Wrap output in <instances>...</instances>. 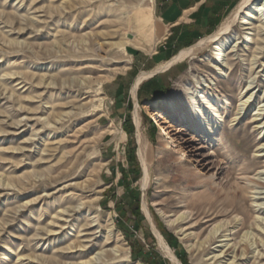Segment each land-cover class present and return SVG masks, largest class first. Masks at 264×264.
<instances>
[{"label":"rangeland","instance_id":"obj_1","mask_svg":"<svg viewBox=\"0 0 264 264\" xmlns=\"http://www.w3.org/2000/svg\"><path fill=\"white\" fill-rule=\"evenodd\" d=\"M243 1L225 8L219 23L215 18L206 25L196 20L192 45L184 46L173 41L175 32L159 18L158 0H0V264H146L132 258L125 232L158 253L161 264H178L159 238L148 244L145 236L153 228L178 261L183 251L189 264H205L219 254L216 246L226 244L202 247L226 214L231 220L258 219L259 230L247 224L229 239L240 242L252 233L251 242L260 247L245 256L243 248L230 251L217 264H253V257L264 253V209L258 211L264 200L254 199L263 198L255 193L264 189L250 184V190L241 192L235 184L244 168L256 178L264 172V158L258 157L264 131L261 135L257 129L264 122V111L258 112L264 106V50L257 54L264 48V36L235 49L238 40L229 36L220 56H215L216 45H203L146 80L142 100L138 92L133 95L137 79L156 70L149 68V58L167 48L173 60L211 37ZM143 24L150 26L147 33ZM113 43L128 46L121 50ZM154 78L168 87L157 99L149 97L148 82ZM122 79L126 82L119 86ZM213 82L217 90L209 93L204 86ZM252 82L258 86L251 92L253 106L237 116ZM198 97L214 104L215 110H205L213 114V144L197 120L190 119L187 106ZM257 113L263 114L260 121H255ZM177 116L186 121L179 124ZM130 118L132 140L127 133ZM164 127L177 141L171 150L165 145L170 137L160 136ZM176 131L195 148H206L209 175L216 172L214 183L199 182L185 168L191 154ZM130 147L136 149L140 175L122 183L123 169L131 171ZM141 149L150 172L147 187ZM133 190L140 193L141 225L129 206L122 214L118 208ZM187 212L198 223L172 224ZM191 225V239L183 240L181 226ZM163 231L178 239V251L168 245Z\"/></svg>","mask_w":264,"mask_h":264},{"label":"bare ground","instance_id":"obj_2","mask_svg":"<svg viewBox=\"0 0 264 264\" xmlns=\"http://www.w3.org/2000/svg\"><path fill=\"white\" fill-rule=\"evenodd\" d=\"M141 16H142V19H145V17H147V15L145 13H142ZM143 21L145 22V20H143ZM255 21H258L260 24L258 26H254V22ZM149 27L150 26L148 24H146V25L143 24V29H144L145 33H147V30L149 29ZM236 30H238V33H236ZM245 31H246V33H244V35L246 34V37L245 36L244 37L241 36V34H243V32H245ZM235 33H236V35H235ZM229 36H231V38H234V40H236V39L238 40L237 41V45L234 46V49L235 48H239L241 44H245V43H247L249 41L250 42H254V38L253 37H255V36H258V37L264 36V0H244L241 3V5L239 6V8L237 9V11L224 23V25L220 28V30L217 33H215L211 37H209V38L201 41L196 46L182 51L178 56H176L167 65H165L163 67H160V68H157L153 72H150V73L141 75L137 79V81L135 83V86L133 88V95H134V97H136V94H137V92L139 90V87L146 80H148L149 78H151L155 74H158L160 72L167 71L174 64H177V63H180V62L186 60L191 55H193L198 48H201L203 45H206V44H214V45H216L215 46V50L217 52H216V55L215 56H220L221 55L220 52L223 50V43L225 42V40ZM241 39L243 40L242 43L240 42ZM260 43L262 45H264V41L263 42L260 41ZM110 46H113V47L117 46L121 50H126V47L128 45L125 44V43H113ZM262 50H264V48H260L259 49V52H257V54H260L261 55L262 54ZM233 52H234V50L232 51V53ZM257 59L258 58L255 57L254 63L257 61ZM215 60L217 61L219 59H215ZM256 64H257V62H256ZM258 68H260V66ZM220 72H222V76H224L223 70L220 69ZM252 72H253V70H252ZM213 84H214V87H213ZM254 84L255 83L252 82L251 85L246 88V91L250 94V97L247 100H245V101L242 100L240 102L239 107H238L239 112L237 113V116H241L242 114H244L243 113V110H249L253 106L251 104V100H252V96L254 94L251 93V92H253L258 87V86L253 87ZM204 87H206V89H207V91L209 93H212L213 91L217 90V88H215V87H217V84H215L214 82L212 84L209 83L208 85H206ZM189 95H193V94H191V93L188 94V98H189ZM203 99H204L203 97H198L197 100L193 101L192 103L190 102L188 104L187 108L192 113V115H190V119L191 120H195V121L197 120L196 121V125L198 126V129L202 133H203L204 130H206L207 131L206 137L210 138V143L213 144L215 142V138L213 137L214 136L213 130L215 128L214 127L215 124L213 123V119H212L213 114H211V113H209V112H207L205 110H215V109H213L214 104L213 103L211 104L210 101H208L207 103H203ZM101 101H103V100H101ZM188 101H191V98L188 99ZM259 111H264V106L263 107H260L258 109V112ZM157 115L159 116V113H157ZM262 115L263 114H261V113L255 114L254 115V117H256L255 121H260L259 118ZM186 118L187 117L177 116V120H178L179 124H183L186 121L185 120ZM263 125H264V122L263 123H260L257 126V129L261 131V133H260L261 135H262V133L264 131V126ZM162 130L163 131L160 134V136H164V135H166L168 137L171 136V132H169L170 131L169 129H166L164 127ZM172 132H174V131H172ZM182 134L183 133H181V131H176V136L177 135H180V140L188 148L187 151L191 154L190 157L192 159L191 161H189V163H187L185 165V168L187 170H189L192 173V175H194L195 178L197 180H199V182H203L204 183V182H208L209 181L212 184L213 180L216 177L215 176V173L216 172L214 174H212V175H209V173L212 171V169L209 168V166H210V162H209L210 155H207L206 153L203 152L205 147L201 146L199 148H195L193 146V142L190 139H186V138L183 139V138H181V137H183ZM168 139L170 140V142H166L165 145H166V147H167L168 150H171L173 148L172 145H174L175 143H177V141L175 139H173V137H170ZM139 140H140V138H139ZM259 152H260V154H258V157L264 158V145L262 146L261 149H259ZM140 157H141V160L143 162L144 173H145V177L143 179V184H144V187H147V185L149 183V180H150V174H149L150 172H149L148 165H147V159H146V157H145L142 149L140 150ZM185 157L184 158L181 157L180 161H182L184 163L185 162ZM198 167H201L203 172H201V170H198ZM247 170L248 169L245 170V168H244L243 172L241 173L242 177L240 179H238V181L235 183L236 186H237V190L238 191H241V192L243 190H245V189L247 190L249 188V185L250 184H252L253 187L255 185L259 189H264V179L262 178V176H264V172H262L259 175L260 176L259 178H256V177H252L251 176V173H249V171H247ZM189 175H190V173H189ZM249 190H250V188H249ZM255 194L262 195L263 196V198H256L255 197L254 198L255 200H264V193L263 192H258V193H255ZM242 195H244V194H242ZM239 198H241V197H239ZM242 199H243V197H242ZM226 200H228V199H226ZM262 205L263 204H260V206H259V208H260V209H258L259 212H262L261 210L264 209L263 207H261ZM242 208L243 207H241V209ZM145 211L147 213L146 208H145ZM147 215L149 216L148 213H147ZM237 215H239V214H237ZM149 218H150V216H149ZM168 218L169 217H166V219H168ZM221 218L222 219H219L220 221L211 230L210 235L208 236V238L206 239V241H205L204 245H202V247L205 248V249H209L210 250L211 245H214V244H217V243H223V242H226V244L225 245H220L219 244V246H216V249L217 250L220 249V251H218L219 254L216 255V256H214V257H212L209 260L207 259L205 264H208V262L209 261H212V260H215V263L214 264H217V262H221L223 256L226 257V255L230 251H232L233 253H235L236 251H239L241 248H243L242 255H244V256L246 254L247 255L248 254H256L257 248H259L260 245L257 244V242L256 243H252L251 242L253 240V238L250 240L249 236H251L252 233H247L246 237L244 239H242V241H240V242H238V241L235 242L234 238L233 239H229V238L232 237V236H234L235 234H237L240 230L244 229L247 224L250 227H252L253 230H256V231L259 230L257 227H259L260 221H258V219H253L252 220V218H250V216L249 217H242L241 216V218H238V216H237L234 220H231V219H229L230 217L228 218L227 214L224 215ZM192 219H194V217H192V215L189 214V212H187V213L181 214L176 219V221L172 222V224L175 225L176 223L179 222V224L180 223L181 224L182 223H185L187 225V224H191ZM194 221H196V220L194 219ZM191 228H193V226L192 227L189 226V228L188 227L184 228V226H181V232H182V234L184 236L183 237V240H189V239H191V234H187V232ZM153 230H154L157 238H159V241H160L161 245L166 249V251H167L168 255L170 256V258L173 261H176L179 264V261H178L177 257L171 251V249L168 246H166V244L164 243V240L162 239L161 235L154 228H153ZM226 232H230V234L227 235V234H225ZM221 238H224V240L219 241ZM263 239H262V242H264ZM249 240H250V242H249ZM255 244L258 245V246L251 252V250L255 246ZM235 259H236V256H235ZM253 259H254L253 264H261V260L264 259V253L258 252V254L255 255L253 257ZM91 264H96V261L91 262ZM231 264H237V263H235V261H234Z\"/></svg>","mask_w":264,"mask_h":264},{"label":"trees","instance_id":"obj_3","mask_svg":"<svg viewBox=\"0 0 264 264\" xmlns=\"http://www.w3.org/2000/svg\"><path fill=\"white\" fill-rule=\"evenodd\" d=\"M231 1V0H230ZM239 0H232V2L229 4L228 0H224L223 2H219L217 4V10L216 13L217 14H221L225 8L228 7V9H233L237 4H238ZM218 18H216V21ZM189 45H192L191 43ZM149 83V88H151V99H157L159 98V96H163L164 94L167 93L168 91V87L165 86V84L163 83H159L158 80L156 78L152 79L151 81L148 82ZM146 87V84H143L142 86H140V89L138 91V97L140 100H142L144 98V96L142 97V91L143 89ZM127 122L131 125V129L127 132L129 137L132 140L133 137V125H132V120L131 118L129 120H127ZM128 166L129 168H131V171H126L125 169H123V178H122V183H125L127 181H129L131 179V176H134V178L132 179V181H136L139 178L140 175V167L138 164V160H137V156H136V149L135 147H130L129 151H128ZM136 177V178H135ZM140 193L137 191H130L127 193V196L125 198V201L122 203V205H119L118 208L121 209V214L124 213L126 211V207L125 206H129L131 208V213L132 215L135 217L136 220V224L141 225V223H143L144 219V215L141 212V206H140ZM164 239L167 241L168 245L178 251L179 250V241L178 239L171 233L167 232V231H163L162 232ZM125 236L127 238V241L129 243V245L132 248V258L134 260H138L141 261L143 263L146 264H161L162 259L160 257V255L158 253H156L154 250H147L145 245L140 241V240H134V236L131 234H128L127 232H125ZM146 241L148 242V244H154L156 242L155 240V236L149 232L146 236ZM178 258L179 261L181 262V264H189L188 261V257L187 254L183 251H180L178 254Z\"/></svg>","mask_w":264,"mask_h":264},{"label":"crops","instance_id":"obj_4","mask_svg":"<svg viewBox=\"0 0 264 264\" xmlns=\"http://www.w3.org/2000/svg\"><path fill=\"white\" fill-rule=\"evenodd\" d=\"M221 1L224 0H158L156 8L162 22L170 29L171 33L175 32L176 36L173 41L175 40L179 42V45L185 46L191 41L189 39L190 34H194L191 32L195 31L192 30V27L195 26L196 20H199V22L204 20L202 23L206 25L207 22L209 23V19L220 17L221 14H217L216 10L217 4ZM231 2L232 0H228L229 4ZM171 56L169 50L163 48L153 58L147 60L148 66L157 69L171 61ZM125 82L126 80L122 79L118 82V85L124 86Z\"/></svg>","mask_w":264,"mask_h":264},{"label":"water","instance_id":"obj_5","mask_svg":"<svg viewBox=\"0 0 264 264\" xmlns=\"http://www.w3.org/2000/svg\"><path fill=\"white\" fill-rule=\"evenodd\" d=\"M153 234H154L155 237H157L156 234H155L154 232H153Z\"/></svg>","mask_w":264,"mask_h":264}]
</instances>
